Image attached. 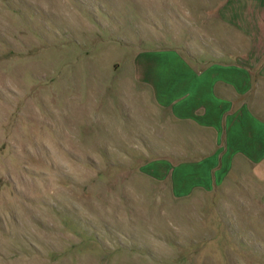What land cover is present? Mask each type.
Returning <instances> with one entry per match:
<instances>
[{
  "label": "rangeland",
  "instance_id": "1",
  "mask_svg": "<svg viewBox=\"0 0 264 264\" xmlns=\"http://www.w3.org/2000/svg\"><path fill=\"white\" fill-rule=\"evenodd\" d=\"M168 4L0 0V264H264V210L234 189L175 200L140 171L155 115L134 53L217 51Z\"/></svg>",
  "mask_w": 264,
  "mask_h": 264
},
{
  "label": "crops",
  "instance_id": "2",
  "mask_svg": "<svg viewBox=\"0 0 264 264\" xmlns=\"http://www.w3.org/2000/svg\"><path fill=\"white\" fill-rule=\"evenodd\" d=\"M158 1L163 11L170 2L187 12L217 51L207 61L174 45L134 53L130 85L139 104L155 115L140 171L179 201L234 189L236 199L250 202L243 208L260 216L264 0Z\"/></svg>",
  "mask_w": 264,
  "mask_h": 264
}]
</instances>
